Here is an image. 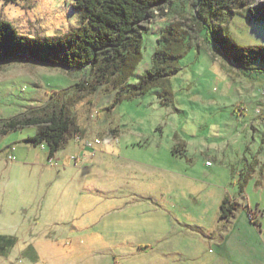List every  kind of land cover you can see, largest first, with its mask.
<instances>
[{
	"label": "rangeland",
	"instance_id": "374dc122",
	"mask_svg": "<svg viewBox=\"0 0 264 264\" xmlns=\"http://www.w3.org/2000/svg\"><path fill=\"white\" fill-rule=\"evenodd\" d=\"M74 3L0 0V19L34 39L60 37L82 24ZM193 3L179 7L185 19L165 9L144 24L143 60L132 83L152 67L165 27L181 21L189 29L199 8ZM262 4L237 0L230 4L235 13H221L215 24L239 46L264 45V20L250 12ZM191 33L182 71L172 78L175 108L162 107L156 89L112 111L115 93L105 87L74 98L83 134L58 152L59 168L50 166L45 145L25 142L37 127L0 138V235L17 241L3 246L0 264H264L261 168L239 197L243 168L254 159L264 163V74L246 77L213 38L207 42L206 31ZM87 76V69L68 72L25 57L1 63L0 120L48 107L54 92ZM91 142L102 143L81 150ZM225 190L244 205V218L232 227L219 221Z\"/></svg>",
	"mask_w": 264,
	"mask_h": 264
},
{
	"label": "trees",
	"instance_id": "16d2710c",
	"mask_svg": "<svg viewBox=\"0 0 264 264\" xmlns=\"http://www.w3.org/2000/svg\"><path fill=\"white\" fill-rule=\"evenodd\" d=\"M184 1L75 0L73 8L81 12L82 24L60 37L34 39L0 19V64L25 57L43 66L68 72L88 70V78L77 83L72 90L54 92V101L48 107L24 117L0 120V138L28 127H37V133L25 142L35 148L45 145L48 158L53 159L75 135L83 134L71 111L74 98L94 95L103 87L115 93L114 103L108 111L123 102L144 97L155 89L162 107L175 108L172 78L182 71L181 60L191 48V31L198 34L206 31L207 42L213 38L217 44L215 48L219 53L222 49L230 57L232 67H240L239 70L247 74H264V45L239 46L225 36L221 25L215 24L221 13H235L230 4L237 0H201L200 3L194 0L193 7L199 8L192 12L189 29L186 30L181 21L165 27L152 56V67L138 82L132 83L131 78L143 60L144 33L147 31L144 24L156 18L158 11L166 15L165 9L185 19V11L179 8ZM216 3L220 8L215 10ZM244 6L245 3H241L239 7ZM250 12L257 13L252 14L255 19L264 20V4L250 9ZM256 62H259L257 67ZM173 152L177 153L178 148ZM259 165L260 162L255 161L243 176L240 183L242 193ZM261 171L264 172V163ZM238 209L239 204L226 197L220 206V219L229 221ZM250 215L251 221L257 224L252 210ZM16 242L11 236L0 235V253L3 254L4 245L12 247Z\"/></svg>",
	"mask_w": 264,
	"mask_h": 264
},
{
	"label": "crops",
	"instance_id": "0c3cea01",
	"mask_svg": "<svg viewBox=\"0 0 264 264\" xmlns=\"http://www.w3.org/2000/svg\"><path fill=\"white\" fill-rule=\"evenodd\" d=\"M240 71V70H239ZM243 73V75H245L246 77H248V75L249 74H247V73H244V72H242ZM260 76V75H259ZM254 77V76H253ZM258 77V76H257ZM249 96V95H248ZM250 99H252V97L250 98ZM249 101V100H248ZM250 102H255V100H252V101H250ZM246 108V107H245ZM246 110H247V108H246ZM158 130H160V129H158ZM157 130V131H158ZM113 133L114 132H116V130H111ZM69 144V142L67 143V145ZM78 144L79 145H81V146H83L82 144H81V142H78ZM67 145H66V147H67ZM65 147V148H66ZM64 148V149H65ZM81 150L82 151H84V152H86V151H88V150H90V149H88V148H81ZM14 151V148H12L11 149V152H13ZM87 153V152H86ZM13 155V154H12ZM14 157V156H13ZM15 158V157H14ZM65 159V158H64ZM88 158H86V160H87ZM71 160V159H70ZM61 161H62V158L61 157H58V153L56 154V156L54 157V163L53 164H51L50 166L51 167H54V166H56L57 168H59V165H60V163H61ZM255 161H258V162H260V160H256V159H254L251 163H247L246 164V166H245V168H243V171H241V176H242V179H243V176L246 174V173H248V170H249V167L251 166V165H253V163L255 162ZM65 162L66 163H69L68 162V158H66L65 159ZM263 164V163H262ZM261 163H260V165L259 166H257L256 167V169H255V172L252 174V177L249 179V181L247 182V184H246V186H245V188H244V191H243V193L241 192V190H240V195H239V197H242V198H244L245 199V190H246V188H247V186H248V184H249V182L252 180V178H254V176H255V174L257 173V171H258V168H261V165H262ZM53 165V166H52ZM208 167H213V166H208ZM243 172V173H242ZM60 175V174H59ZM233 176H235L234 174H233ZM59 177V176H58ZM58 179V178H57ZM240 183H241V181L239 182V186H240ZM225 193L226 194H224L223 195V197H221V204H222V202H223V200L226 198V197H228V198H230L232 201H238V204H239V209L237 210V212L235 213V215H234V217L233 218H231L229 221H223V220H219L220 222H224L225 224H224V226H227V227H232V226H234V223H235V221L238 219V213H239V211L242 209V207L244 206V205H242L241 204V201H240V199H239V197L238 196H235V195H232V194H230L229 192H227V190H225ZM250 211V210H249ZM219 217H220V215H219ZM239 218H241V219H243L244 217L243 216H239ZM256 219H258V218H256ZM251 223H253L252 221H251ZM254 224V223H253ZM231 229H233V228H231ZM230 234L231 233H228V230H226V232H225V235H224V240L222 241V242H226L228 239H229V237H230Z\"/></svg>",
	"mask_w": 264,
	"mask_h": 264
},
{
	"label": "built area",
	"instance_id": "2783aa9c",
	"mask_svg": "<svg viewBox=\"0 0 264 264\" xmlns=\"http://www.w3.org/2000/svg\"><path fill=\"white\" fill-rule=\"evenodd\" d=\"M101 143H102V142H91V143H86L84 148H88V149H90V150H94V149H95L97 146H99ZM9 159H10V160H13V159H14V157H13L12 154H10ZM49 160H50V162H51L52 164L54 163V158H53V159H49ZM207 165H208V166H212V163H211V162H207Z\"/></svg>",
	"mask_w": 264,
	"mask_h": 264
},
{
	"label": "water",
	"instance_id": "95a60500",
	"mask_svg": "<svg viewBox=\"0 0 264 264\" xmlns=\"http://www.w3.org/2000/svg\"><path fill=\"white\" fill-rule=\"evenodd\" d=\"M201 2V0H199V3ZM224 55H225V57L227 58V60L229 61V63L231 64L232 62H231V59H230V57L224 52ZM240 67H237V69H239Z\"/></svg>",
	"mask_w": 264,
	"mask_h": 264
}]
</instances>
